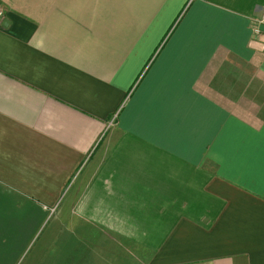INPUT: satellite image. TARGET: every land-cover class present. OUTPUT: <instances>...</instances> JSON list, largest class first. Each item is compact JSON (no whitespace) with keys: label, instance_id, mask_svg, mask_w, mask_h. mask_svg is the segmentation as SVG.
Instances as JSON below:
<instances>
[{"label":"crops","instance_id":"1","mask_svg":"<svg viewBox=\"0 0 264 264\" xmlns=\"http://www.w3.org/2000/svg\"><path fill=\"white\" fill-rule=\"evenodd\" d=\"M0 4V214L68 194L148 264H264V0Z\"/></svg>","mask_w":264,"mask_h":264},{"label":"rangeland","instance_id":"2","mask_svg":"<svg viewBox=\"0 0 264 264\" xmlns=\"http://www.w3.org/2000/svg\"><path fill=\"white\" fill-rule=\"evenodd\" d=\"M73 200L28 199L30 212L0 214V264H148L150 251L76 215Z\"/></svg>","mask_w":264,"mask_h":264},{"label":"built area","instance_id":"3","mask_svg":"<svg viewBox=\"0 0 264 264\" xmlns=\"http://www.w3.org/2000/svg\"><path fill=\"white\" fill-rule=\"evenodd\" d=\"M4 11L2 8V5L0 4V17L3 15ZM259 21L264 22V8L260 11V15H259ZM258 28H255V31H257Z\"/></svg>","mask_w":264,"mask_h":264}]
</instances>
